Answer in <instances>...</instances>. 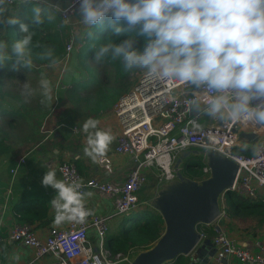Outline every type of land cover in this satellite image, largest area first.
Instances as JSON below:
<instances>
[{"label":"clouds","instance_id":"9594fccd","mask_svg":"<svg viewBox=\"0 0 264 264\" xmlns=\"http://www.w3.org/2000/svg\"><path fill=\"white\" fill-rule=\"evenodd\" d=\"M11 0H0V26L19 24L21 38L11 42L0 39V67L31 69L34 58L29 45L34 33L27 23L7 15ZM29 0H21L28 3ZM80 18L89 31L103 26L112 28L106 42L93 45L94 59L118 61L124 72L139 70L151 79L185 86L190 97L189 110L223 124L254 126L264 129V0H78ZM37 3L31 9L29 23L40 26L55 16ZM64 23H67L65 19ZM125 36L124 39H119ZM143 37L142 47L137 37ZM118 41V42H117ZM42 49L38 59L50 66L58 63L54 48ZM44 99L51 103L49 79L39 81ZM30 92V84L23 85ZM174 89H169L171 93ZM100 121L88 117L82 124L86 135L84 155L93 162L106 156L115 139L110 129L99 127ZM261 147L254 146L258 152ZM41 184L51 187L55 195L50 204L55 212L54 223H83L91 215L85 206L81 184L57 177L49 167ZM91 195V193H88ZM20 256L14 253L12 261Z\"/></svg>","mask_w":264,"mask_h":264},{"label":"built area","instance_id":"2783aa9c","mask_svg":"<svg viewBox=\"0 0 264 264\" xmlns=\"http://www.w3.org/2000/svg\"><path fill=\"white\" fill-rule=\"evenodd\" d=\"M18 2L21 0H11L8 5ZM53 6L61 10L55 11L64 21L67 19L68 25L72 16L79 12L78 0H59ZM72 46L73 37L67 40L65 57ZM169 89L174 91L170 93ZM189 100L184 85L159 82L146 77L142 72L134 85L116 99L113 107L119 132L112 152L120 156H131L133 160L125 177L120 181L83 179L73 163L62 161L57 164L60 178L67 182H79L82 193L91 189L111 195L112 215H126L139 205L138 192L146 183L147 168L155 167L159 177L164 175L170 178L171 165L179 151L187 147L213 148L238 165L232 193L249 199L261 195L264 198V147L249 154L235 151L241 129L236 130L237 125L220 122L208 126L198 125L197 122L203 116H197L189 110ZM244 130L255 134V138L249 141L252 150L254 146L264 145V129L249 126L244 127ZM24 162V157L18 158L8 168L9 174L13 177ZM96 163L107 173L112 172V162L107 154ZM202 171L207 173L206 165ZM112 215L91 210V215L83 223L66 221L64 226L50 227L44 236L38 234L32 225L15 221L10 227L8 239L29 247L34 258L52 256L55 264H117L127 260L128 256L112 254L105 248L108 218ZM197 229L201 238L208 237L215 247L214 261L209 264H217L224 257H234L243 263L264 264L262 241L255 240L254 248L251 249L216 228L214 233L208 235L207 224ZM91 230L96 235L94 242L89 238Z\"/></svg>","mask_w":264,"mask_h":264},{"label":"trees","instance_id":"16d2710c","mask_svg":"<svg viewBox=\"0 0 264 264\" xmlns=\"http://www.w3.org/2000/svg\"><path fill=\"white\" fill-rule=\"evenodd\" d=\"M37 3H40L41 6H48L45 2L34 0H29L28 3L18 2L7 6L8 12L6 14L15 16L21 22L27 23L29 30L34 33L33 42L29 45L34 58V66L31 69L20 68L17 72L11 71L10 67H0V124L2 126H0V156L7 155L12 151V144L9 142L10 133L5 128L12 127L15 124H25L34 132H30L28 137L32 139L38 131L37 127L41 122L40 119L42 120L47 116L51 108L53 110L59 101L52 91V102L41 103L44 97L42 89L39 86V81L42 77L47 78L46 70L50 67V64L47 60L38 59V53L42 49L36 47V45L39 43L40 45L53 47L54 54L60 62L65 57V47L67 40L71 38V30L70 26L64 23L59 13L50 7L48 11L52 12L55 16V19L51 23L46 20L43 25L38 27L29 23L31 9ZM88 31L89 29L85 28V36L79 43L76 54L80 57L93 59V45L106 42L112 35V28L105 22L103 26L91 29L93 35L90 38L86 35ZM21 35L19 24L9 26L8 28L0 26V39L11 42L14 39L21 38ZM124 38L126 37L121 36L119 39ZM137 42V46L142 47L144 38L138 36ZM98 64L99 67H97L100 73L99 84L86 85L78 80L71 81L67 86L61 84V86L66 87L64 96L70 105L68 110L74 111L75 118L81 115L86 119L88 117L95 118L102 113L110 112L116 99L127 90L131 82H136V76L141 73L139 70L129 73L124 72L118 61L113 62L103 59ZM26 81L30 84V92L23 89ZM13 86H16V88L14 89ZM67 141V136L57 137L53 144L58 146L57 149L60 152L66 149ZM234 150L245 154L252 153L253 151L252 148H235ZM16 160L10 158L9 161L15 163ZM68 162L75 164L81 176L84 174L82 172L83 162L81 159H69ZM203 166L204 163L199 156H191L186 159L182 171L188 177L201 179L206 176L202 171ZM233 195L234 193L230 191L222 196V203L227 216L235 213L237 206L252 208V199L238 196V199L232 200ZM36 206L37 204L27 210L17 208V221H24L30 224L34 220L33 218L37 216L32 211L37 209L35 208ZM138 208H140L139 213L135 216L124 215L121 223L117 226V230L106 236L104 245L112 254L121 253L123 256H131L137 250L149 247L163 232L164 224L160 214L156 210L147 206ZM214 229V226L207 228V234L214 233ZM5 250L6 245L0 243L1 259H4ZM188 261V256L181 255L171 264H187ZM117 264H129V262L121 260Z\"/></svg>","mask_w":264,"mask_h":264},{"label":"crops","instance_id":"0c3cea01","mask_svg":"<svg viewBox=\"0 0 264 264\" xmlns=\"http://www.w3.org/2000/svg\"><path fill=\"white\" fill-rule=\"evenodd\" d=\"M34 1L45 2L46 4L53 6L59 0ZM53 10L55 11V9ZM112 111L113 108L110 112ZM216 122L218 121L211 120L203 116L202 119L197 122V124L201 126H208ZM112 124L114 125L113 133H115L116 139L119 130L116 125L114 115H112ZM239 128L243 131H246L244 130V127L240 126ZM249 141L250 140L245 139L243 136H240L239 144L236 149H251L249 146L251 142ZM113 144H115V142ZM113 146L114 145H110L109 148L112 147L111 149H113ZM189 148L194 147H187L185 150ZM35 149L36 150L34 153L29 155L26 153L21 156L24 157L25 162L17 168V173L13 177L9 174L8 168L14 165V163L9 160H5V158L0 160V243H4L6 245L4 259L0 258V264H55V260L52 256L46 255L39 258H34L33 252L29 247L20 242H14L8 239L10 227L15 221L18 220V215L16 214L17 208L27 210L37 204L35 207L37 209L35 210L33 208L34 210H32L37 216L33 218L34 220L31 221L30 225H32L35 228V231L42 236L48 232L50 227L64 226L66 224V222L59 225L54 223L55 212L51 207L50 201L55 195V190L50 186L44 187L41 184V179L49 167L54 168L56 170L57 177L61 179L57 170V164L59 163L58 161H60V159H63V161H68L69 159L79 158L83 162L82 172L84 174L81 176L83 179L100 178L102 180L120 181L125 177V174L133 165L131 156H123L120 163H118L116 166L112 165V172L107 173L96 162H92L89 157L67 151L66 149L60 152L61 154L63 152L62 155L63 157L67 158L66 160L61 156L57 148L52 149L53 158H50V156L48 157L46 152H44L46 147H37ZM152 168L155 167L146 169L147 180L145 185L138 192V207L147 206L152 208L149 204V201L154 196L155 190L160 188V177L159 173L157 172L158 170L155 168L157 170L155 172L152 170ZM88 193H91V195H88ZM82 194L85 198V205L88 208L101 214L112 215L113 203L111 195L91 189H87ZM239 197L242 198V196ZM252 200V208H242L237 206L236 212L228 216L223 206V214L220 216V219H223L224 223L219 224L218 221H215L213 223L207 224V228L212 226L216 228V226L219 225L221 231L231 235L239 244L246 248L253 249V242L257 239L264 243V198L263 195H261V197H257ZM116 216L120 217L121 215ZM121 220L122 219H120L118 222H110L108 232L109 234L117 230V226L121 223ZM89 238L93 242L96 240L94 231H89ZM192 252L187 255L189 257L187 264H199L197 261H195V255ZM14 253H18L20 256L18 262L11 260V256ZM213 261L214 259L212 256V259L209 263ZM220 261L217 264H222ZM224 264L250 263L240 262L234 257H226Z\"/></svg>","mask_w":264,"mask_h":264},{"label":"water","instance_id":"95a60500","mask_svg":"<svg viewBox=\"0 0 264 264\" xmlns=\"http://www.w3.org/2000/svg\"><path fill=\"white\" fill-rule=\"evenodd\" d=\"M237 129H240L238 125ZM239 136L247 140L255 138L253 132L243 130ZM191 156H199L206 165L208 171L204 178L194 179L183 173V164ZM237 171L236 162L213 148L194 147L179 151L171 165L172 177L160 176V188L155 190L149 201L162 218L163 232L149 247L128 256L129 264H171L192 250L195 261L208 264L215 247L208 237L201 238L197 228L215 221L224 223L220 219L223 214L222 196L231 191ZM216 228L220 230L219 225ZM225 261L226 257L220 262L224 264Z\"/></svg>","mask_w":264,"mask_h":264},{"label":"rangeland","instance_id":"374dc122","mask_svg":"<svg viewBox=\"0 0 264 264\" xmlns=\"http://www.w3.org/2000/svg\"><path fill=\"white\" fill-rule=\"evenodd\" d=\"M71 30V37H73V46L68 54L60 62L55 65L50 66L46 71L47 79L50 80L54 95L56 96L58 103L57 106L49 112L47 116H45L42 120L40 119V123L38 131L34 138L29 139L30 132H33L27 125L25 124H15L12 127L5 128L10 133L9 142L12 144V151L7 155L0 156V160H13L20 158L23 154H31L35 152V148H45L46 155L50 158H53L52 149L57 148V145H54L55 139L57 137H66L68 141L66 142V150L74 153L84 155V148L86 146V135L82 132V124L85 117L77 116L74 117V111H69L68 108L70 105L66 101V97L64 96L65 86H61V84H65L66 86L71 82L78 80L86 85H96L100 83V73L98 70L99 64L93 58L80 57L76 54V50L79 46V43L84 38L85 25L83 24L79 12L75 13L71 18V23H69ZM98 66V67H97ZM142 73V72H141ZM140 73V74H141ZM136 76L138 79L139 75ZM135 79V81H137ZM134 81V82H135ZM134 85L131 82L127 89ZM14 89L16 86H13ZM114 107V106H113ZM112 112L102 113L95 118L100 121L99 127L102 129H110L113 133L114 125L112 124ZM1 126V124H0ZM2 127V126H1ZM34 133V132H33ZM115 136V133H113ZM112 142L111 145H114ZM56 146V147H55ZM112 148V147H111ZM109 148L107 155L111 159L112 165L116 166L121 162L122 157L120 155L112 152V149ZM65 150V149H64ZM63 151V150H62ZM61 152V151H60ZM59 152V153H60ZM61 154V153H60ZM63 154V152H62ZM61 156L63 157V155ZM65 160L66 157H63ZM63 159L58 162H62ZM92 161V160H91ZM93 162V161H92ZM95 163V162H94ZM155 172L157 171L155 168H152ZM158 172V171H157ZM238 195L234 194L232 196V200L238 199ZM140 212V208L137 207L136 210L130 213L131 216H135ZM121 215V214H116ZM114 217L111 216L108 218V225L110 222H118L122 219L125 214ZM109 232V229H108ZM107 232V235L109 234ZM106 235V236H107Z\"/></svg>","mask_w":264,"mask_h":264}]
</instances>
